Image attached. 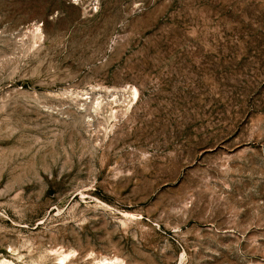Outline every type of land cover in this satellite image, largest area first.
<instances>
[{
  "label": "rangeland",
  "instance_id": "374dc122",
  "mask_svg": "<svg viewBox=\"0 0 264 264\" xmlns=\"http://www.w3.org/2000/svg\"><path fill=\"white\" fill-rule=\"evenodd\" d=\"M114 257L264 264V0H0V261Z\"/></svg>",
  "mask_w": 264,
  "mask_h": 264
},
{
  "label": "bare ground",
  "instance_id": "6f19581e",
  "mask_svg": "<svg viewBox=\"0 0 264 264\" xmlns=\"http://www.w3.org/2000/svg\"><path fill=\"white\" fill-rule=\"evenodd\" d=\"M35 30H37V32L40 31V27H37V29L35 28ZM130 93L132 96L131 99H135L138 95V89L135 87H132ZM56 252H57V250H56ZM59 254H60V256H58V257H59L61 263L66 262V260L70 256V252L69 253L68 252H60ZM97 263L98 264H123V261L119 257H114V258H102ZM0 264H15V263L11 260L3 259L0 261Z\"/></svg>",
  "mask_w": 264,
  "mask_h": 264
}]
</instances>
